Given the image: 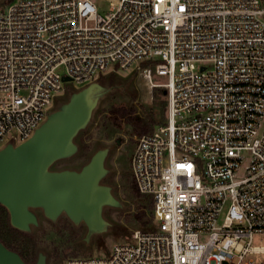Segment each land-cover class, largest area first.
I'll return each instance as SVG.
<instances>
[{
	"label": "built area",
	"instance_id": "2783aa9c",
	"mask_svg": "<svg viewBox=\"0 0 264 264\" xmlns=\"http://www.w3.org/2000/svg\"><path fill=\"white\" fill-rule=\"evenodd\" d=\"M106 1L104 15L89 0L0 5V149L27 140L65 84L148 63L137 70L165 91L163 122L130 160L154 229L63 264H241L264 253L251 244L264 233V0Z\"/></svg>",
	"mask_w": 264,
	"mask_h": 264
},
{
	"label": "water",
	"instance_id": "95a60500",
	"mask_svg": "<svg viewBox=\"0 0 264 264\" xmlns=\"http://www.w3.org/2000/svg\"><path fill=\"white\" fill-rule=\"evenodd\" d=\"M110 89L96 81L72 90L55 103L27 140L0 149V205L7 210L12 228L31 233L39 226L40 213L50 222L65 216L73 225L82 224L84 242L107 230L104 210L121 207L112 187L103 183L108 149H96L78 169L55 170L53 165L78 153L75 138ZM0 264L26 263L0 242ZM34 264H47V256L38 253Z\"/></svg>",
	"mask_w": 264,
	"mask_h": 264
},
{
	"label": "rangeland",
	"instance_id": "374dc122",
	"mask_svg": "<svg viewBox=\"0 0 264 264\" xmlns=\"http://www.w3.org/2000/svg\"><path fill=\"white\" fill-rule=\"evenodd\" d=\"M89 1L95 6L99 15L108 12L109 4L106 0ZM4 4H6L5 0L0 1L1 6ZM147 66H149L148 63H142L128 71H118L115 73L113 81L105 83L111 88V91L99 100L88 126L80 135L82 141L94 149H108L104 162L108 173L103 183L112 187L121 207L104 210V217L109 223L107 230L100 235L92 236L87 242L83 240L86 229L82 224L73 225L65 216H60L55 222H50L38 213L39 226L33 228L31 233L43 248L42 251L47 256V264H63L70 258L100 257L107 254L113 244L126 242L123 235L115 234L116 226L125 228L127 233L139 230L131 228L128 222L131 219L130 215L134 212V204L132 199L122 191L121 179L126 172H130L131 155L135 141L140 136L137 125L138 119L148 112L159 124L164 120L165 98L163 89L151 88L137 70V67ZM153 82L163 81L154 79ZM64 87L66 94L72 92L71 84H65ZM117 110H123L124 113H118ZM83 161L71 158L58 163L53 169H78ZM67 244H70L71 247L79 246V253L72 255L71 249H67L65 246ZM251 244L254 247H264V233L255 234ZM56 248L60 252V258L53 263L48 254ZM248 260L254 264H260L264 262V253L247 255L241 264ZM232 264H235V261Z\"/></svg>",
	"mask_w": 264,
	"mask_h": 264
},
{
	"label": "trees",
	"instance_id": "16d2710c",
	"mask_svg": "<svg viewBox=\"0 0 264 264\" xmlns=\"http://www.w3.org/2000/svg\"><path fill=\"white\" fill-rule=\"evenodd\" d=\"M13 0H5L6 3H10ZM115 77L114 73H110L107 77H100L98 83L105 84L113 81ZM160 90V89H159ZM162 92V91H161ZM65 99V95L62 97ZM118 113H124L123 110H117ZM131 120V119H130ZM138 130H140V136L143 134L150 133L156 125L159 123L156 122L151 113L146 112L142 118H139L137 121ZM78 134L75 138V142L78 145V153L72 158L76 160H84L81 165H83L91 154L96 150L91 145L86 144L82 141L80 135ZM91 152V154H90ZM62 162V161H61ZM60 163V162H58ZM56 163L55 165H57ZM53 165V167L55 166ZM80 165V166H81ZM79 166V167H80ZM64 169V168H62ZM76 169V168H70ZM122 191L126 193L128 197L132 199L134 204V212L130 215L131 219L128 221L131 228L139 229L140 231H151L154 229L153 221V201L150 197L141 195L138 193L131 173L126 172L121 179ZM116 197L115 193L113 192ZM115 234H120L125 237V241L128 240L131 233H127L125 228L121 226L115 227ZM0 242L9 250L16 252L20 258L26 264H34L37 258L38 253L42 252V247L38 243L36 237L32 233H24L12 228L9 224V215L7 210L0 205ZM70 242V241H68ZM67 249H71L70 252L72 255L79 253V246L71 247L70 244L65 245ZM50 259L55 263L60 258L59 250L52 249L50 254H48Z\"/></svg>",
	"mask_w": 264,
	"mask_h": 264
}]
</instances>
